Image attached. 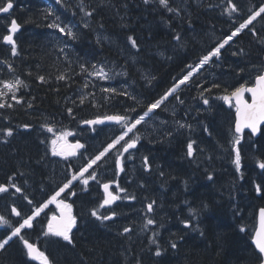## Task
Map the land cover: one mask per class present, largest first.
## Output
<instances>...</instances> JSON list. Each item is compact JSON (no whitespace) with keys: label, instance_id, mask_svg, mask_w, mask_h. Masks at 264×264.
Instances as JSON below:
<instances>
[{"label":"trees","instance_id":"trees-1","mask_svg":"<svg viewBox=\"0 0 264 264\" xmlns=\"http://www.w3.org/2000/svg\"><path fill=\"white\" fill-rule=\"evenodd\" d=\"M232 2L239 11L229 15L228 0H168L169 7L179 10L172 12L159 0H12V11L0 13V84L19 78L23 85L15 91L17 100L10 94L0 99L11 105L0 108V130L13 129L11 136L0 131V184L17 183L23 191L20 196H27L31 206L43 204L78 172L75 167L80 163L74 158L49 161L52 133L76 131L86 144L80 156L88 160L98 154L120 133L121 125L83 128L80 122L112 114L142 115L148 103L161 97L264 4V0ZM49 8L55 15L47 14ZM57 16L61 26L72 27L76 39L48 27ZM13 19L21 26L14 36L15 55L11 44L3 40ZM129 36L136 40V48ZM93 65L103 66L109 78L89 74L95 71ZM263 70L264 14L233 37L221 49L220 58L213 57L137 126L135 134L140 139L134 152L143 156L134 167L125 164L119 176L115 158L105 166L109 159L105 157L94 166L100 182L89 180L86 186L74 187L72 244L45 235L47 230L40 228L35 230L39 238L32 241L51 264H259L251 241L257 212L264 207V191L255 190L258 184L264 187V169L259 167L264 162V126L259 137L246 134L240 143L237 172L231 149L235 110L221 97L241 84H252ZM60 75L66 79H57ZM109 88L116 92L103 91ZM203 98L209 100L208 105ZM25 124L29 127L24 128ZM189 141L195 142L191 157L187 155ZM145 156L150 167L143 163ZM111 168L121 180L119 185L135 199L123 198L109 210L100 204L104 198L101 183L108 180L102 175ZM152 201L153 212L148 214L146 205ZM19 203L24 200L20 198ZM188 203L198 215L196 232L184 223L190 221L191 213L183 212ZM93 209L99 216L106 210L117 215L100 220L91 215ZM143 212L158 219L144 225L138 235ZM125 227H131V232L125 233ZM8 234L0 228V240ZM173 243L176 248L171 247ZM0 251V264H41L27 255L19 237Z\"/></svg>","mask_w":264,"mask_h":264},{"label":"snow or ice","instance_id":"snow-or-ice-1","mask_svg":"<svg viewBox=\"0 0 264 264\" xmlns=\"http://www.w3.org/2000/svg\"><path fill=\"white\" fill-rule=\"evenodd\" d=\"M147 2V0H145ZM159 3L166 7L168 11H179L178 9H173L168 6V0H159ZM229 7L226 9L229 15H232L233 13H236L239 11L236 4L232 2V0H228ZM13 8L12 0H7L6 3L0 2V13H8L10 9ZM83 10V9H82ZM48 15H55L52 9H47ZM262 14H264V4H261L260 7L254 11H251V13L247 16V19L243 21V23H240L238 27H236L234 30L231 31V34L226 36L222 41H219L217 45L210 51L207 52L206 55H203L201 58H199L198 63L191 67V70L187 72L186 75H183L182 78L176 80L175 83L169 88L161 97L158 99H155L154 101L148 103L146 105V110L143 111L142 115H138L136 118H132L130 115H104V116H97L94 119L90 120H84L82 123L87 125H96V124H102L105 121H114L117 124L122 125V129L119 135L115 136L114 139L111 140L110 143L107 144L106 147L103 148L102 151H99L98 154L90 157L87 160V163L79 169L78 172L73 173L71 179H69L66 183L63 184L62 187L59 188L58 191L55 192L54 195H52L47 201H45L43 204H41L39 207H36L31 215L27 216V218L23 219L22 223H19L18 226L13 227L11 230V234L7 236L6 239L0 240V249H4L5 245L8 244V242L13 237H19L24 245V248L27 250V255L31 257L34 260H39L41 264H51L49 257L41 251L36 244L29 242L28 239H25L21 235V230L25 228H31L33 226V220L35 217L39 216L40 213L48 207L49 204L56 203L57 208L59 209V215L53 214L47 223V231L45 235L51 234L57 237H62L64 241H67L69 244L73 243V239L71 236V232L73 227L76 224V217L72 214V205L69 203H66L63 200L58 201L57 197L61 195V193L65 192V189H68L70 185H72V182L75 180H80L84 185H87L89 180H96L97 173L94 170V166L98 165V162H101L103 158L106 157L107 154H109L113 149H117V146H120L119 149H117L118 154L115 158V166L118 171H123V160L122 157L124 156V153L129 152L130 149L136 148L137 143L140 139L139 135H133L132 137H129V133H134L135 130H137V126L141 125L143 122H145V118L149 117L151 113L154 112L155 109H159L161 105L170 97L173 96L177 89L181 86L186 84L190 77L193 76L194 73H196L198 70H200L204 65L208 64L213 57L219 58L221 55V49L225 47V45H228L230 41L233 40V37H236L239 33H241L244 29L249 28V25L253 23L257 19V17H261ZM85 15L91 16V12H86ZM88 25H85L87 27ZM20 25L16 22L15 19L11 21L10 27L8 29L9 34L3 36V40L9 44H11L12 48V54H16V42L13 39L14 33H16L19 29ZM49 28L52 29H58L60 33H66L68 36H71L73 39H76V33L72 31V27L68 25L61 26V23L59 22V17L57 16L51 24L48 25ZM250 31H253L254 29H249ZM255 34V33H254ZM177 41L180 40V36H176ZM128 40L130 41L133 48L137 47L136 40L133 39V37L129 36ZM63 51V49H61ZM96 66L93 65V68ZM9 68H11V65H9ZM81 68L83 69L84 66L81 65ZM92 75L98 76L100 79H108V74L104 71L103 67H101L97 71H93ZM39 79L41 81L44 80L43 76H40ZM57 79L63 80L66 79L64 75H60L57 77ZM23 85V81L17 78L14 81H5L4 82V88L7 89L8 92H12V99L17 100V97L15 95V90L18 89L20 86ZM86 86V85H85ZM214 87H219L218 85H214ZM103 91L115 93L116 89L109 88L104 89ZM205 91H211V89H205ZM251 93V103H249L247 100L244 99V93ZM7 93L5 91H0V97L5 96ZM123 95H128L127 92H124ZM201 97H203V92L200 93ZM224 101L228 103H232L233 99L235 100V135L231 142V149L234 152V159L233 164L236 167L237 172L241 169V151H240V143L242 139V133L245 128L251 129V134H255L259 130V125L261 122H264V71H262L259 75L255 77V82L253 86L247 87L244 84H241L239 87H236L231 92H228L226 95L221 97ZM134 99V98H133ZM177 100H179V97H176ZM19 102V101H17ZM81 103H83V97H81ZM180 103H183V101H180ZM203 103L205 105L209 104V100L207 98H203ZM3 107H11V105H7L5 103H0V108ZM129 112L134 111L127 110ZM68 112L71 113L72 109L69 108ZM181 128L183 127H191L190 125H179ZM24 128H28L29 125L25 124L23 125ZM47 130L49 132H52L53 129L51 126L45 125ZM3 131L6 136H11L13 134V129L7 128L0 130ZM72 135L71 132L68 131H62L60 132L56 138L51 140V148H52V154L53 155H60L67 158L68 156H74L76 155V152L78 149H81L84 147L83 144H81L79 141H76L75 144H69L67 141V137ZM128 137V139H126ZM123 142V143H122ZM194 141H189L187 144V155L189 157L193 156L194 153ZM143 163L145 167H150L148 164V157H143ZM259 167L264 169V162H260ZM92 169L91 172L89 170ZM85 173H89L87 177H85ZM163 175V173H161ZM209 179H212L211 176L208 177ZM11 180V177H9ZM116 183V187L119 189L120 192H125L126 190L119 187L118 182L116 181H109L102 184V187L104 189V198L102 203L100 204V207L103 208L106 205L113 204L116 200L121 199V197L117 194H113L112 191H110L111 184ZM8 187L4 184H0V193H6L8 192ZM11 188L15 189L16 193H20L22 189L18 187L15 183H12L10 185ZM255 190L257 193H261L264 191V187L262 185H256ZM74 194V193H73ZM26 200L28 199L26 196L24 197ZM124 199L134 200L135 196L126 195L123 197ZM29 204L32 203L31 200L28 201ZM155 204V201H152L147 204L146 211L152 212L153 211V205ZM13 213H15L16 216H20V212L17 211L15 207L11 209ZM91 215L96 217L100 220H111L113 217L117 215L116 212H111L110 215L106 216H99L97 213V210L93 209L91 211ZM10 222L5 219V217L0 216V224L7 225ZM155 221L151 218L147 219L145 227L148 225L154 224ZM185 226H188V221H185ZM244 229H241L243 231ZM125 233L129 232L130 229L125 227L123 229ZM253 242L255 244V249L258 250V262L259 264H264V208H261L259 211V227L255 231V235L253 236ZM152 243H156V240L153 239ZM176 244L173 243L171 245L172 248H176ZM156 255H160V251L157 250Z\"/></svg>","mask_w":264,"mask_h":264},{"label":"rangeland","instance_id":"rangeland-1","mask_svg":"<svg viewBox=\"0 0 264 264\" xmlns=\"http://www.w3.org/2000/svg\"><path fill=\"white\" fill-rule=\"evenodd\" d=\"M99 65H101V64H99ZM99 65H97L96 67H95V71H97V70H99V68H101ZM92 72L93 71H91V73L89 72V74H91L92 75ZM94 76V75H93ZM4 83H2V84H0V91H5L7 94L5 95V96H3V97H0V99L1 100H3V99H5V98H7V95L8 94H10V97H12V95H13V93L12 92H8L7 91V89H5L4 88ZM16 91V90H15ZM137 117V116H136ZM135 117V118H136ZM134 119V118H133ZM118 131H120L121 132V129H122V125L120 126V127H118ZM60 132H62V131H54L53 133H52V137H51V139H54V138H56V136L60 133ZM135 132H136V130H135ZM135 132L134 133H129V137H132L133 135H136L135 134ZM120 134V133H119ZM118 134V135H119ZM235 135V134H234ZM234 135H233V138H234ZM69 137V136H68ZM68 137H67V139H68ZM126 139H128V137H126ZM123 143V142H122ZM50 148H51V140H50ZM120 148V146H117V149H119ZM117 149H113L109 154H107L106 155V157H108L109 159H107L106 161H105V166L107 165V162H110V159L112 158V157H114L115 156V158H116V155L118 154V152H117ZM51 150H52V148H51ZM112 153H114V156H113V154ZM51 154V159L49 160V161H55L56 160V157H54L53 155H52V153H50ZM136 155H137V157H136ZM143 156V154L142 153H137L136 154V152H134V151H129V152H127V153H124V156L122 157V160L124 161V163L126 164V163H128V165H131V167H134L135 166V161H136V159H138V158H141ZM88 158V157H87ZM102 161H103V159H102ZM89 172H91V170H89ZM108 177V178H113V180L115 181L116 180V178H117V175H116V173L114 172V170L113 169H108L106 172H105V174H103L102 175V177L103 178H105V177ZM101 177H97L96 178V181L97 182H100L101 180ZM118 179V178H117ZM110 180H106L105 182L104 181H102V182H104V183H106V182H109ZM112 181V180H111ZM119 182H121V180L120 179H118V184H119ZM198 182V181H197ZM113 184H111V186H112ZM114 185L116 186V183H114ZM18 186V185H17ZM19 187V186H18ZM119 187L120 188H122L120 185H119ZM126 191V193L128 194V195H130V196H134L131 192H129L127 189H125ZM113 192L115 193V194H117V195H119L120 197H121V199H118V200H120V201H122L123 200V197H125L126 196V193L125 192H120L119 191V189L116 187V190H113ZM6 193H8V195H5V193H0V210H4L3 212H5V213H2V212H0L1 214H0V216H3V217H5V219H7L10 223L9 224H7V225H4V224H0V226L2 227V226H4V227H8V228H10L11 230H12V228L13 227H16V226H18L19 224H17L13 219H11V217L9 216V215H7V216H5L6 215V212L7 213H9L10 211H11V208H12V206H15V204H11L10 206H8L7 207V203H5V202H8V201H11V202H13L19 195H21L22 194V191L20 192V193H16L15 192V189L14 188H11V187H9L8 188V192H6ZM61 198H62V193H61V195L59 196V197H57V200L58 201H60L61 200ZM9 205V204H8ZM190 203H188V205H186L185 207V210L186 211H184L185 212V214L186 213H191L192 215H191V217H190V219L191 220H193V221H188L189 223H188V227L190 228V229H192L191 231H193V230H195V229H197L198 227H199V223H198V215H195V213H193V209L190 207ZM26 207V206H25ZM188 208V209H187ZM57 210H58V208H57V205H56V203H52V204H49L48 205V207L47 208H45L40 214H42L43 212H48L49 214H52V213H54V212H57ZM107 213V212H106ZM110 212H108L107 214H109ZM142 215V219H141V222H140V227L138 228V231H137V233H138V235H140V232L142 231V229H144L145 227H144V225L146 224V221H147V219H149V218H151V219H153L154 221L155 220H157L158 219V217H157V215H148L147 213H145V212H143V213H141ZM50 216V215H49ZM131 215H129V216H126V218L125 219H128L129 217H130ZM194 218V219H193ZM195 221V222H194ZM192 226V227H191ZM23 230L24 229H22L21 230V235H23ZM154 239V237H151V241ZM136 264H140V263H136Z\"/></svg>","mask_w":264,"mask_h":264},{"label":"flooded vegetation","instance_id":"flooded-vegetation-1","mask_svg":"<svg viewBox=\"0 0 264 264\" xmlns=\"http://www.w3.org/2000/svg\"><path fill=\"white\" fill-rule=\"evenodd\" d=\"M83 137H81L80 135L76 134V133H72V135H70L67 139L69 144H72L75 141H82ZM84 141V140H83ZM54 157H62L60 155H53ZM63 158V157H62ZM80 163L75 167V170H79L81 167H83V162H87V159L85 157H83L80 161ZM80 185H84L80 180L78 182H76L73 185H70V191L65 192L64 194H62V198L61 200L65 201L66 203H69L72 205V214L75 216V208L73 205V200L76 196V190L74 187H78ZM86 186V185H84ZM111 187V191L113 192L114 188ZM68 192H71V195H68ZM74 193V194H73ZM114 193V192H113ZM115 194V193H114ZM109 208V207H108ZM59 210H57L56 213H58ZM32 211H27L25 216L31 215ZM54 213V214H56ZM24 218H19L18 221L22 222ZM44 222V218H35L33 221V226H37L40 223Z\"/></svg>","mask_w":264,"mask_h":264},{"label":"bare ground","instance_id":"bare-ground-1","mask_svg":"<svg viewBox=\"0 0 264 264\" xmlns=\"http://www.w3.org/2000/svg\"><path fill=\"white\" fill-rule=\"evenodd\" d=\"M33 13V12H32ZM31 13V14H32ZM69 22V21H68ZM70 23H71V21H70ZM71 24H73V23H71ZM21 27V26H20ZM21 30V29H20ZM20 32V31H19ZM198 32V31H197ZM16 33H18V32H16ZM15 33V34H16ZM34 33V32H33ZM15 34L13 35V39H14V36H15ZM42 35V34H41ZM32 36V35H31ZM37 36H38V34H37ZM37 40V39H36ZM119 43V42H118ZM9 44V43H8ZM40 49V48H39ZM46 52V51H45ZM101 67H103V66H101ZM253 68V67H252ZM100 69V68H99ZM112 69H113V67H112ZM117 72V71H116ZM75 90V89H74ZM172 104V103H171ZM171 110H175V108H173V109H171ZM178 113V112H177ZM112 115H115V114H112ZM170 115V114H169ZM102 117V116H101ZM163 117V116H162ZM90 119H94V118H90ZM90 119H87V120H90ZM155 119V118H154ZM190 119V118H189ZM183 120V119H182ZM84 121V120H83ZM207 121V120H206ZM205 121V122H206ZM208 123V122H207ZM206 123V124H207ZM80 124H81V126L83 127V128H85V127H91V128H93V127H95V126H101V125H95V126H88L87 124H84V123H82V121L80 122ZM212 131V130H211ZM68 132H71V133H76V134H78L79 135V133L78 132H76V131H71V130H68ZM84 132V131H83ZM50 140H52V139H50ZM250 141V140H249ZM84 142V141H83ZM248 142V141H247ZM85 143V142H84ZM50 145V141H49V144H48V146ZM248 146V145H247ZM249 147V146H248ZM48 150H49V154L50 153H52V150H51V148H50V146L48 147ZM247 156H248V154H247ZM249 157V156H248ZM252 159V158H251ZM134 171V170H133ZM132 171V172H133ZM220 171V170H219ZM128 174H129V172H128ZM45 177H46V175H44ZM2 183V182H1ZM207 187V186H206ZM210 187V186H209ZM162 188V187H161ZM218 188V187H217ZM202 189V188H201ZM205 189V188H204ZM211 190H212V186H211ZM224 190V189H223ZM169 191V190H168ZM210 191V190H209ZM207 192H208V190H207ZM203 193V195L205 194L204 192H202ZM210 193H211V191H210ZM134 194H137L136 193V191H134ZM171 195V194H170ZM193 195V194H192ZM216 195V194H215ZM179 196H182V195H179ZM217 196V195H216ZM140 197V196H139ZM174 199V198H173ZM182 199V198H181ZM195 200V199H194ZM193 200V201H194ZM176 201V200H175ZM184 201V200H183ZM192 201V202H193ZM131 203V202H130ZM198 203V202H197ZM132 204H133V202H132ZM188 205V204H187ZM147 206V205H146ZM197 206V205H196ZM199 206V205H198ZM123 207V206H122ZM180 208V207H179ZM186 208V207H185ZM104 209H108V208H104ZM118 209V208H117ZM181 209H182V207H181ZM188 209V208H187ZM107 212H108V210H106ZM186 211V210H185ZM153 212V211H152ZM152 212H147L148 214H151ZM184 212V211H183ZM189 214V213H188ZM188 214H186V215H188ZM104 216H106V215H110V214H107V213H105V214H103ZM190 217H191V214L189 215ZM192 219V218H191ZM190 219V220H191ZM194 219V218H193ZM191 221H193V220H191ZM195 222V221H194ZM256 222H258V218L256 219ZM256 226H257V224H256ZM118 228H119V226H118ZM127 228H129V227H127ZM189 228V227H188ZM130 229V231L129 232H127V234L128 233H130L131 232V227L129 228ZM256 229V228H255ZM190 230H192V229H190ZM109 231V230H108ZM197 231V229H195V230H193V232H196ZM254 232H255V230H254ZM254 232H253V234H254ZM181 234V233H180ZM196 234V233H195ZM203 235V234H202ZM33 236H34V238H39V234L38 233H33ZM173 236V235H172ZM174 237H175V235H174ZM137 238V237H136ZM207 238V237H206ZM170 241H168V243H169ZM58 244H59V242H57ZM62 244V243H61ZM156 246V245H155ZM5 249V248H4ZM4 249H2V250H4ZM157 251V250H156ZM1 253H2V251H0ZM23 252V251H22ZM186 252V251H185ZM4 253V252H3ZM182 253V252H181ZM166 255V254H165ZM167 255H168V253H167ZM56 258V257H55ZM51 259H52V257H51ZM181 259V258H180ZM184 259V258H183ZM177 260V259H176ZM176 260L174 261V262H176ZM202 262V261H201ZM207 262V261H206ZM171 263H172V261H171Z\"/></svg>","mask_w":264,"mask_h":264},{"label":"water","instance_id":"water-1","mask_svg":"<svg viewBox=\"0 0 264 264\" xmlns=\"http://www.w3.org/2000/svg\"><path fill=\"white\" fill-rule=\"evenodd\" d=\"M13 8H14V5H13ZM12 8V9H13ZM12 9H10L9 10V12H11L12 11ZM17 22V21H16ZM18 23V22H17ZM20 29H21V27H19V29H18V31L17 32H19L20 31ZM15 34V33H14ZM253 86V85H252ZM249 87H251V86H249ZM249 95L250 96V100H248L247 99V97H246V95ZM244 99L245 100H247L249 103H251V93H247V92H245L244 93ZM233 102H234V105H235V100L233 99ZM110 123H116V122H114V121H105L104 123H102V124H96V125H105V124H110ZM88 126H95V125H88ZM264 126V122H261V124L259 125V130L255 133V134H252L254 137H259L260 135H261V129H262V127ZM234 131H235V126H234ZM245 132H249V133H251V129H248V128H245L244 129V131H243V133L241 134L242 135V139H241V141L243 140V138H244V133ZM81 143V142H80ZM81 144H83V143H81ZM84 148V147H83ZM83 148H81V149H83ZM81 149H78L77 150V152H76V155L79 153V151L81 150ZM133 149H135V148H133ZM133 149H130V150H133ZM129 150V151H130ZM76 155H74V156H76ZM74 156H68V157H74ZM112 205V204H111ZM107 206V205H106ZM261 208H264V207H261ZM261 208H259V210H258V213H257V218H258V222H257V226H256V229L259 227V211H260V209ZM256 229H255V231H256ZM255 235V232H254V234H253V236ZM252 244H253V246L255 247V244H254V242H253V238H252ZM257 252H258V250H257Z\"/></svg>","mask_w":264,"mask_h":264}]
</instances>
